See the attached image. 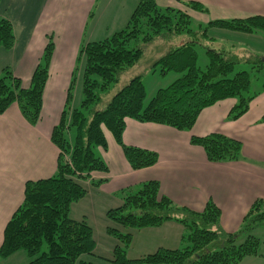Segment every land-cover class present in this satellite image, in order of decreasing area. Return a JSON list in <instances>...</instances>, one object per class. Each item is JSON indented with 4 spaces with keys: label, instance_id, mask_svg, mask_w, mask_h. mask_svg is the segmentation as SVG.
I'll return each mask as SVG.
<instances>
[{
    "label": "trees",
    "instance_id": "1",
    "mask_svg": "<svg viewBox=\"0 0 264 264\" xmlns=\"http://www.w3.org/2000/svg\"><path fill=\"white\" fill-rule=\"evenodd\" d=\"M184 4L200 12L208 11L206 5L196 0ZM90 16H94V11ZM129 20L110 37L81 44L78 60L85 57L83 98L80 106L73 107L77 68L66 92L61 118L51 134V140L60 151L57 172L51 177L25 183L24 201L4 230L0 260L19 251L29 257L26 264H101L97 261L110 264H237L249 255L264 256L260 237L252 234V230L264 223V211L259 212L260 206H264L263 198H258L248 211L242 228L230 232L221 225V208L212 199L208 200L204 210L196 212L161 194V182L157 180L129 186L117 192L122 203L111 207L106 214L112 221L106 231L116 242L113 255L108 257L96 252L97 243L90 222L86 218L77 220L70 216L71 205L88 193L86 181L100 186L107 180L93 177V172L105 173L110 169L97 150H108L105 130L116 138L131 167L139 170L158 163L159 153L125 142L123 136L128 118L182 131L191 130L206 107L229 98L238 99L228 116V119H238L250 110L257 97V92L252 93L253 80L256 73L264 72V55L246 47L225 44L215 47L217 39L208 31L217 26L246 33H264V15L216 19L194 29L192 17L181 8H163L156 0H141ZM165 31L174 35L185 31L187 37L158 58L152 65L153 71L159 68L162 76L175 71L180 77L167 87L159 88L146 105L148 92L144 80L142 75H135L112 95L106 106H101L112 85L144 55L143 44ZM16 41L11 20L0 15V49H12ZM197 46L205 47L209 60L205 69L198 64ZM45 47L29 87L11 66L2 70L0 114L16 103L31 125L41 120L43 93L55 49L53 35L49 36ZM241 63L251 64L250 70H237ZM190 142L201 146L212 162H232L242 157L243 143L221 132L196 134ZM168 221L177 222L184 228L181 247H159L143 257L128 256L134 231L160 227ZM243 237L245 239L240 241Z\"/></svg>",
    "mask_w": 264,
    "mask_h": 264
},
{
    "label": "crops",
    "instance_id": "2",
    "mask_svg": "<svg viewBox=\"0 0 264 264\" xmlns=\"http://www.w3.org/2000/svg\"><path fill=\"white\" fill-rule=\"evenodd\" d=\"M140 1L0 0V15L11 20L17 36L12 49H0V76L2 70L9 65L23 79L24 85L29 87L49 36L53 35L55 41L50 76L43 93L41 120L36 125H31L16 103L0 114V246L7 223L24 201L25 183L28 180L51 177L57 172L60 151L51 140V134L65 107L66 92L72 74L76 71L81 44L83 41L105 39L120 31L128 24ZM187 1L190 0H156L163 8H181L192 19L197 16L205 17L200 25H207L216 19L264 15V0H196L207 6L206 12L190 9L184 4ZM93 11L94 16L91 17ZM210 29L209 35L217 40L216 35L214 37L211 32L236 39L255 34L217 26ZM260 33L257 35L264 39V33ZM219 39L222 44L224 41L232 43L231 46L239 44L233 39ZM249 50L260 54L256 47ZM79 73L80 69L77 76ZM256 92L257 97L251 103L250 110L242 117L228 119L230 108L238 103V99L229 98L206 107L191 130L182 131L164 124L144 123L128 118L123 136L125 142L159 153L158 163L139 170L131 167L116 138L105 130L108 150H97L110 169L105 173L93 172V177L107 180L100 186L92 185L91 180L87 181L86 195L90 193L89 187H92L93 198L81 205V201L87 197L74 202L77 203L75 209L80 215L72 216L77 220L86 218L90 222L97 243V253L105 257L112 256L116 242L108 234L102 249L104 252H101L94 223L101 221L106 231V225L110 222L106 215L111 208L108 205L117 207L122 203L117 192L151 180L161 182V194L196 212L204 210L208 200L212 199L221 208V225L227 231L235 232L242 228V223L256 200L264 199V82L258 84ZM75 103L74 97L73 107H76ZM211 132H221L239 139L243 143L241 159L212 162L201 146L191 144L193 135H208ZM183 230L179 223L173 221L165 222L160 227L138 229L134 231L128 254L138 258L154 253L159 247L177 248L182 243ZM15 255L16 253L6 259H12ZM237 264H264V256L249 255Z\"/></svg>",
    "mask_w": 264,
    "mask_h": 264
},
{
    "label": "rangeland",
    "instance_id": "3",
    "mask_svg": "<svg viewBox=\"0 0 264 264\" xmlns=\"http://www.w3.org/2000/svg\"><path fill=\"white\" fill-rule=\"evenodd\" d=\"M193 23H192V27L195 29L197 27L198 24L203 23L204 19H206L203 16H197L196 18H193ZM212 29V28H211ZM210 29V30H211ZM261 31L255 32V34L250 35V36H245L244 39L239 38H232V37H227L228 39H233V41H237L239 44H234L237 48L241 47L243 45V47H248L252 48V47H256L258 49V51L260 52V54L264 55V39H260L258 35H260ZM258 34V35H257ZM113 35V34H112ZM211 35H213L215 37L218 38L217 42L215 43V47L218 46L220 43L219 41H222L219 38H224L227 39L221 35L218 34H214L213 32H211ZM187 37V33L181 32L177 35L174 34H170L169 32L162 33V34H157L152 41L149 42H145L143 44V48H144V52H143V56L141 57V59L136 62L134 64L133 67H131L130 69L126 70L123 72V74L120 76V81L116 82L112 85L111 90L109 93L105 94L103 101L101 102V106H106L107 101L112 98V95L118 91V89L124 87L125 84H127L131 79H133V77H135V75H142V78L144 80L146 89H147V97H146V105L148 104L149 100L156 94V92L159 90V88L161 87H167L168 85H170V83H172L174 80H176L177 78L180 77V73H177L175 71H170V73L166 76H162L159 74V68L157 69L156 72L153 71L154 66H152L157 60L158 58H160L161 56L167 54V52L169 51V49L172 46L175 45H179L182 41V38H186ZM264 38V37H263ZM229 45L231 46L232 43L230 42H223L222 45ZM221 45V46H222ZM197 51L199 52V59H198V64L202 69H205L207 67L208 63V56L207 53L205 52V47L203 48V46H197ZM80 52H78L79 54ZM84 60L85 57L82 58V60H77L76 62V68L75 69H80V73L77 76V83L76 86L74 88V97H75V104L76 107L80 106V102L83 98V80H82V68L84 66ZM251 64H245V63H241L236 69L240 70V69H246V70H250ZM79 66V67H78ZM255 78L253 80V87H252V93L257 89L258 84H262L264 82V72L263 73H256L255 74ZM100 106V107H101ZM242 155V153H241ZM85 185L87 187V181L85 182ZM90 189V193L88 195H86L85 197L86 200H82L80 205L87 201V200H91L92 197V191L94 189H92V187H89ZM106 196V195H105ZM77 203H74L72 205V210H71V214L70 216H78L80 215V212L77 211L75 208V205ZM112 204V203H111ZM110 207H114V205H108V208ZM260 210L264 211V206L261 205L260 206ZM108 218V217H107ZM110 220V219H109ZM112 223V221L110 220L109 224ZM107 226V225H106ZM94 230H95V235L98 239V242L101 245V252H104L102 249H104V241L106 240V238L108 237V232L105 231V226H103V224L98 221H96L94 223ZM252 234H254L257 237H260L261 240V246L260 248L262 250H264V223L259 224L257 228H255L254 230H252ZM110 235V234H109ZM111 236V235H110ZM112 238H114L113 236H111ZM245 239V237H243L240 241H243ZM180 245V244H179ZM182 246V245H181ZM180 246V247H181ZM100 252V251H99ZM131 253H129V257H131ZM87 257V256H86ZM29 261V257H27V254L24 251H19L18 253H16L15 257H12V259H1L0 260V264H26V262Z\"/></svg>",
    "mask_w": 264,
    "mask_h": 264
}]
</instances>
